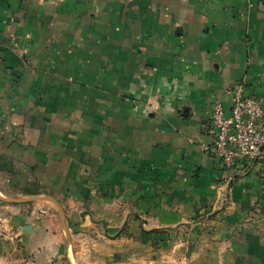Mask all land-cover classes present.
I'll return each instance as SVG.
<instances>
[{
	"label": "crops",
	"instance_id": "0c3cea01",
	"mask_svg": "<svg viewBox=\"0 0 264 264\" xmlns=\"http://www.w3.org/2000/svg\"><path fill=\"white\" fill-rule=\"evenodd\" d=\"M264 108V0H0V264H264V163L201 150ZM35 259V260H34Z\"/></svg>",
	"mask_w": 264,
	"mask_h": 264
},
{
	"label": "built area",
	"instance_id": "2783aa9c",
	"mask_svg": "<svg viewBox=\"0 0 264 264\" xmlns=\"http://www.w3.org/2000/svg\"><path fill=\"white\" fill-rule=\"evenodd\" d=\"M204 133L211 144L201 150L217 161L224 183L232 181V173L240 167L264 163V108L262 99L247 96L243 84L231 90L230 108L215 101Z\"/></svg>",
	"mask_w": 264,
	"mask_h": 264
},
{
	"label": "water",
	"instance_id": "95a60500",
	"mask_svg": "<svg viewBox=\"0 0 264 264\" xmlns=\"http://www.w3.org/2000/svg\"><path fill=\"white\" fill-rule=\"evenodd\" d=\"M37 201H49L53 203L59 212L62 222H64L63 212H62V209L59 203L50 196L40 195V196H33V197H28V198L14 199V198L3 197L0 195V202L9 203V204H26V203H33Z\"/></svg>",
	"mask_w": 264,
	"mask_h": 264
},
{
	"label": "rangeland",
	"instance_id": "374dc122",
	"mask_svg": "<svg viewBox=\"0 0 264 264\" xmlns=\"http://www.w3.org/2000/svg\"><path fill=\"white\" fill-rule=\"evenodd\" d=\"M1 196L6 197L5 195H1ZM45 261H46V263L44 262L42 264H70V263H72L71 260L67 261L65 259V257H56V256L51 257V258H49L48 260H45Z\"/></svg>",
	"mask_w": 264,
	"mask_h": 264
}]
</instances>
